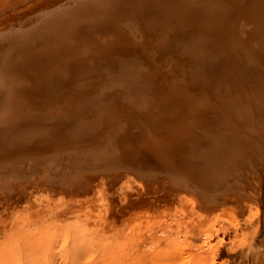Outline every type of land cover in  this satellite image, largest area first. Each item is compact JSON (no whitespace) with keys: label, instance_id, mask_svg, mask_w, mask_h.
Instances as JSON below:
<instances>
[{"label":"rangeland","instance_id":"374dc122","mask_svg":"<svg viewBox=\"0 0 264 264\" xmlns=\"http://www.w3.org/2000/svg\"><path fill=\"white\" fill-rule=\"evenodd\" d=\"M171 1L0 0V264H264V0Z\"/></svg>","mask_w":264,"mask_h":264},{"label":"bare ground","instance_id":"6f19581e","mask_svg":"<svg viewBox=\"0 0 264 264\" xmlns=\"http://www.w3.org/2000/svg\"><path fill=\"white\" fill-rule=\"evenodd\" d=\"M163 1V0H162ZM166 1V0H165ZM168 1H171V0H168ZM176 1V0H175ZM174 0L173 1H171V2H175ZM184 1V0H183ZM196 1V0H195ZM205 2H206V0H204ZM204 1H203V3H204ZM210 2L211 1H213V0H209ZM122 2V1H121ZM124 2V1H123ZM143 2V1H142ZM159 2V1H158ZM169 3V2H166L167 4H169V6H171V4L172 3ZM144 3V2H143ZM180 3V2H179ZM182 3V2H181ZM191 2H189V4H190ZM194 3V2H193ZM202 3V5L204 6V4ZM207 3V2H206ZM75 4V3H74ZM118 4V3H117ZM147 4V3H146ZM164 4V3H163ZM166 4V5H167ZM177 4V3H176ZM161 5V4H160ZM165 5V6H166ZM181 5V4H180ZM186 5H188V3L186 4ZM200 6L201 4H197V6ZM89 6V5H88ZM92 6V5H91ZM168 6V7H169ZM174 6V7H173ZM172 7L174 8V10H176V8H175V4L173 5ZM176 6H178V4L176 5ZM182 6H184V3H182ZM181 6V7H182ZM189 6V5H188ZM110 7V6H109ZM113 7V6H112ZM117 7V6H116ZM167 7V6H166ZM180 7V8H181ZM185 7V6H184ZM183 7V8H184ZM206 7H208V4H207V6ZM59 8V7H58ZM124 8V7H123ZM173 8H172V12H173ZM61 9V8H60ZM118 9V8H117ZM182 9V8H181ZM184 9H186V8H184ZM184 9H182V10H184ZM197 9V8H196ZM203 9V8H202ZM206 9V8H205ZM205 9H203V10H205ZM57 10V9H56ZM122 11H123V9H121ZM132 10V9H131ZM125 11V10H124ZM193 11H195V10H192V12ZM47 12V11H46ZM116 12V11H115ZM117 12H118V10H117ZM154 12V11H153ZM152 12V13H153ZM184 12V16H185V14H187V13H185V11H183ZM187 12V11H186ZM189 12V11H188ZM44 13V12H43ZM54 12L51 10V12H49L48 14H47V16H53V15H51V14H53ZM119 13V12H118ZM131 13V12H130ZM173 13H175V12H173ZM179 13V12H178ZM182 13V12H181ZM191 13V12H190ZM195 13H198V12H196L195 11ZM201 13V12H200ZM113 14V13H112ZM199 14V13H198ZM41 15V14H40ZM111 15V14H110ZM114 15V14H113ZM154 15V14H153ZM156 15V14H155ZM174 15V14H173ZM190 15V14H189ZM191 15H193V14H191ZM43 16V15H42ZM46 16V18H48ZM74 16V15H73ZM181 16V15H180ZM176 17V16H175ZM192 17V16H191ZM43 18H45L44 16H43ZM42 18V19H43ZM108 18V17H107ZM141 18V17H140ZM50 19V18H49ZM105 19V18H104ZM44 20V19H43ZM67 20V18L65 19V21ZM143 20V19H142ZM203 20H205V19H203ZM108 21V20H107ZM110 21V20H109ZM50 21H47V24L49 23ZM88 22V21H87ZM174 22H176V21H174ZM107 23V22H106ZM46 24V23H45ZM64 24V23H63ZM151 24V23H150ZM177 24H178V21H177ZM180 24V23H179ZM84 25H86V24H84ZM105 25H107V24H105ZM114 25V24H113ZM175 25V24H174ZM61 25L59 24V25H57L54 29H52V31H50V32H47V33H44V34H42L43 35V37H45L44 38V41H45V39H46V41H47V43H48V40L49 39H51V38H53V37H55V38H53V39H56V41H59V42H62V34H63V28H61L60 27ZM83 26V25H82ZM93 26V25H92ZM68 27H70V26H68ZM151 27V26H150ZM162 27V26H161ZM177 27V29H178V26H176ZM191 27V26H190ZM92 28H94V27H92ZM172 28H174L173 26H172ZM11 29H13L14 30V28H11ZM21 29V28H20ZM19 28H18V30H20ZM66 29V28H65ZM81 29V28H80ZM83 29H85L84 28V26H83ZM82 29V30H83ZM184 29H186V28H184ZM22 30V29H21ZM85 31V30H84ZM149 31V30H148ZM163 31V30H162ZM185 31V30H184ZM19 32V31H18ZM80 32V31H79ZM160 32V31H159ZM182 32V31H181ZM216 32V31H215ZM3 33H5V32H3ZM84 33V32H83ZM147 33V32H146ZM163 33V32H162ZM74 35H75V33H74ZM146 35V34H145ZM177 34H175V36H176ZM179 35H180V33H179ZM72 36V35H71ZM151 36V35H150ZM171 36V35H170ZM174 35H173V37H175ZM85 37V36H84ZM152 37H153V35H152ZM148 38V37H147ZM150 38V37H149ZM169 38V37H168ZM171 38H172V36H171ZM176 38H178V36L176 37ZM43 39V38H42ZM48 39V40H47ZM86 39H91V38H85L84 40H86ZM166 39V38H165ZM170 39V38H169ZM33 40V39H32ZM83 40V41H84ZM177 40H182V39H177ZM51 41V40H50ZM64 41H66L65 39H64ZM89 41V40H88ZM91 41V40H90ZM89 41V42H90ZM148 41V40H147ZM162 41V40H161ZM164 41V40H163ZM169 41H171V39L169 40ZM173 41H175V39L173 40ZM160 42V41H159ZM177 42H179V41H177ZM25 43H28V41H25ZM69 43V42H68ZM73 43V42H72ZM75 43V42H74ZM92 43V42H91ZM168 43H170V42H167V45H168ZM22 45H26V44H22ZM45 45V44H44ZM53 45V44H52ZM52 45H50V46H52ZM56 45H57V43H56ZM74 45H76V44H74ZM29 46V45H28ZM35 46V45H34ZM48 46V48L50 49V47H49V45H47ZM58 46V45H57ZM13 47H14V45H13ZM20 47L22 48L23 46H21V44H20ZM29 47H31V46H29ZM36 48H37V46H35ZM45 47H46V45H45ZM15 48V47H14ZM26 48H27V46H26ZM36 48H34V49H36ZM53 48V47H52ZM51 48V49H52ZM114 48V47H113ZM154 48V47H153ZM23 49V48H22ZM39 49V48H38ZM57 49H58V47H57ZM71 49V48H70ZM18 50V49H17ZM24 50V49H23ZM56 50V49H55ZM73 50H75V49H73ZM94 50V49H93ZM135 50V49H134ZM11 51V50H10ZM13 51H14V49H13ZM16 51V50H15ZM27 51V50H26ZM39 51V50H38ZM48 51V50H47ZM58 51V50H57ZM61 51V50H60ZM59 51V52H60ZM76 51V50H75ZM92 51V50H91ZM95 51V50H94ZM25 52V51H24ZM28 52V51H27ZM37 52V51H36ZM40 52V51H39ZM52 52H54L53 50H52ZM63 52V51H62ZM79 52V51H78ZM93 52V51H92ZM161 52V51H160ZM15 53V52H14ZM13 53V54H14ZM22 53V52H21ZM38 53V52H37ZM12 54V55H13ZM17 54H18V52H17ZM50 54V53H49ZM52 55H53V53H51ZM77 54V53H76ZM81 54V53H80ZM2 55V54H1ZM1 55H0V72H1V77H3L4 76V72L3 71H5L6 72V70H13L14 69V65H7V62L5 61V59L4 58H2L1 57ZM4 55H5V53H4ZM9 55V54H8ZM12 55L9 57L10 59H13V57H12ZM19 55H21L20 53H19ZM37 55V54H36ZM7 56V55H6ZM14 56V55H13ZM96 56V55H95ZM12 57V58H11ZM16 57V56H15ZM19 57H21V56H19ZM28 57H30V55L28 56ZM51 57V56H50ZM68 57V56H67ZM16 58H18V57H16ZM15 58V59H16ZM33 58V57H32ZM34 58H36V57H34ZM75 58V57H74ZM83 58V57H82ZM82 58H80V59H82ZM89 58V57H88ZM15 59H13V60H15ZM60 59V58H59ZM69 59V58H68ZM97 59V58H96ZM100 59V58H99ZM99 59H98V61H99ZM124 59V58H123ZM130 59V58H129ZM13 60H11L12 61V63L14 62ZM20 60V59H19ZM26 60V59H25ZM88 60V59H87ZM16 61V63H17V59L15 60ZM21 61V60H20ZM27 61V60H26ZM68 61V60H67ZM70 61V60H69ZM133 61V60H132ZM35 62V61H34ZM62 62V61H61ZM81 62L83 63L84 61H82L81 60ZM128 62V61H127ZM20 63V62H19ZM24 63V62H23ZM52 63H54V62H52ZM63 63V62H62ZM71 63V62H70ZM98 63V62H97ZM130 63V62H129ZM21 64H22V62H21ZM64 64V63H63ZM86 64V63H85ZM119 64H120V62H119ZM23 65V64H22ZM50 65V64H49ZM55 65V64H54ZM58 65H60V64H58ZM79 65V64H78ZM81 65V64H80ZM130 65V64H129ZM26 66V65H25ZM61 66V65H60ZM67 66H70V65H67ZM77 66V65H76ZM124 66V65H123ZM139 66H141V65H139ZM138 66V67H139ZM17 67V66H16ZM21 67V66H20ZM33 67V66H32ZM66 67V66H65ZM121 67V66H120ZM59 68V67H58ZM4 69V70H3ZM64 69V68H63ZM67 69V68H66ZM87 69V68H86ZM130 69V68H129ZM28 71V70H27ZM53 71H55V70H53ZM84 72H85V70H83ZM82 71V72H83ZM88 71H90V70H88ZM102 71H104V70H102ZM101 71V72H102ZM136 71V70H135ZM142 71V70H141ZM9 72H11V71H9ZM51 72H52V70H51ZM70 73V72H69ZM96 73V72H95ZM143 73H145V71L143 72ZM52 74H53V72H52ZM57 74V73H56ZM90 74H93L92 72L90 73ZM89 74V75H90ZM97 74V73H96ZM147 74H149V73H147ZM50 75V74H49ZM55 75V74H54ZM99 75V74H98ZM123 75V74H122ZM144 75V74H143ZM39 76V75H38ZM38 76H37V78H38ZM58 77V76H57ZM123 77V76H122ZM52 79V78H51ZM122 80H123V78H122ZM23 83V82H22ZM135 83V82H134ZM137 84V83H136ZM21 85V84H20ZM132 84L130 83V86H131ZM133 86V85H132ZM32 87V86H31ZM110 88V87H109ZM10 89H11V87H10ZM13 90H14V88H12ZM103 89H106V88H103ZM46 90V89H45ZM112 90V89H111ZM16 92V91H15ZM15 92H13L12 94L14 95L15 94ZM23 92V91H22ZM104 92V91H103ZM5 92L3 91L2 93L0 92V98L2 99V97L4 98V94ZM10 93V92H9ZM108 93V92H107ZM10 95L9 96V98L11 97V99H9L10 100V103H2L1 105H0V115L1 114H3L4 115V117L2 118L3 119V122H1V125H0V136L2 137V135H3V131L6 129V128H8V127H13L12 125L14 124H12V118H13V116H14V114H16V110L17 109H14V105L12 106V104H13V102H12V97H13V95ZM106 94V93H105ZM8 95V94H7ZM16 95V94H15ZM23 95V94H22ZM18 97L20 96V95H17ZM29 96L30 95H28L27 97L29 98ZM24 97H26V96H24ZM14 98V97H13ZM21 99V98H20ZM25 99H27V98H25ZM29 99H31V98H29ZM23 101V100H22ZM7 102V101H6ZM25 102V101H24ZM23 102V103H24ZM17 103H19V101H17ZM22 102L20 101V104H21ZM48 104V103H47ZM61 104V103H60ZM23 105V104H22ZM30 105V104H29ZM24 106V105H23ZM22 106V108H24V107H26V106H24L23 107ZM92 106V105H91ZM90 106V107H91ZM61 107V106H60ZM20 108V107H19ZM90 109V108H89ZM20 111V110H19ZM18 111V112H19ZM20 112H24V111H20ZM44 114V113H43ZM20 115V114H19ZM50 115V114H49ZM16 116V115H15ZM45 116V115H44ZM66 116V115H65ZM49 117V116H48ZM18 118V117H17ZM44 118H47V117H44ZM32 121V120H31ZM20 122V121H19ZM48 122H49V120H48ZM52 122V121H51ZM85 122H87V121H85ZM29 123H30V121H29ZM46 123H45V121H44V125H45ZM48 124H51V123H47V125ZM53 124V123H52ZM26 126V124H20V125H18V129H16V128H14V129H16V130H22V129H24V127ZM6 131V130H5ZM51 131H52V129H51ZM9 132V131H8ZM12 132H14V130L12 131ZM30 132V131H29ZM16 133H17V131H16ZM15 133V134H16ZM19 134H21V133H19ZM8 135V134H7ZM23 135H24V133H23ZM215 135V134H214ZM3 136H5V135H3ZM14 136V135H13ZM12 136V137H13ZM31 136V135H30ZM34 136V135H33ZM218 136V135H217ZM8 137V136H7ZM17 137H19V135H17L16 136V138ZM16 138H14V140L16 139ZM23 139L24 138V136L23 137H20V139ZM25 138L27 139L28 137L27 136H25ZM24 138V139H25ZM34 138V137H33ZM39 138V137H38ZM19 140V139H18ZM29 141V140H28ZM34 141H36V140H34ZM16 143H17V141H15ZM11 143H12V140H11ZM26 143V142H25ZM24 143V144H25ZM203 195H204V193H202ZM207 197V196H206ZM208 198V197H207ZM208 200V199H207ZM212 200V199H211ZM213 202V201H212ZM207 203V202H206ZM205 203V204H206ZM215 204V203H214ZM216 249V248H215ZM215 251V250H214Z\"/></svg>","mask_w":264,"mask_h":264}]
</instances>
